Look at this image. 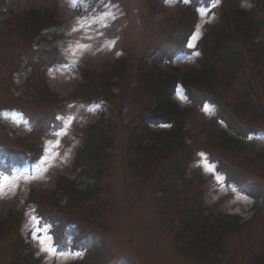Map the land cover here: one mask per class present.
I'll return each instance as SVG.
<instances>
[{
    "label": "rangeland",
    "instance_id": "374dc122",
    "mask_svg": "<svg viewBox=\"0 0 264 264\" xmlns=\"http://www.w3.org/2000/svg\"><path fill=\"white\" fill-rule=\"evenodd\" d=\"M113 3L119 8V11L112 9L116 18L105 19L99 15L102 10L107 12L101 7V0H0V146L20 150L32 147V135L39 131L34 133V125L40 126L42 118L57 109L43 94L44 85L60 100L83 84L85 74L93 75L96 83L103 85L97 87L103 91L100 104L83 103L86 100L80 95L61 104L59 115L65 123L59 135L46 140L44 157L36 166L0 171V217L5 219L9 213H19L17 218L9 217L0 229V264H35L32 259H41L37 264L82 261L83 253L77 256L58 248V241L51 235L59 228L58 220L77 222L83 229L88 227L93 230L91 233L99 235L102 250L86 255L81 264H105L114 260L124 264L264 261V245L257 243L258 239L264 240V203L255 206L242 193H249L242 189L245 184L253 185L254 194L264 192V162L255 161L248 167L244 160L253 159L256 151L264 146V65L251 62L260 53L243 49L251 39L255 43L264 42V28L260 37L249 35L248 39L239 33L240 66L229 63L226 56L215 58L211 64L216 71L212 72L217 73L219 81L214 83L205 74L201 78L204 82L197 85L192 82L198 78H192L189 71L200 68L199 53L176 57L172 50V45L182 39L183 27L194 16L187 8L189 2L113 0ZM220 3L219 0L209 8L198 9L199 20L189 40V49L196 47L208 26L217 24ZM235 7L250 11L253 22L264 15V9L250 0H237ZM29 9L39 10L41 17L52 12L54 15L50 16L59 23L52 24L37 16L22 17ZM183 9L187 11L186 16H182ZM12 15L15 18H9ZM81 17L88 18L81 21L83 31H74ZM93 18H96L94 22ZM88 23H92L91 28L87 27ZM42 36L56 43H42ZM77 44L87 50L75 47ZM53 47L58 49L60 57L41 54ZM173 58L175 66L184 73L185 86L192 89L196 98L203 95L215 105L198 108L200 100L193 101L179 86L173 100L179 111L191 112L183 114L180 121L154 125L159 109L155 107L153 95L166 86L168 62ZM263 60L264 57L259 61ZM144 61L155 62L154 75L136 74L147 68ZM118 64H123L124 69L110 79L112 69ZM99 77L102 79L98 80ZM111 89L120 91L119 97L112 95ZM111 99L122 109L108 105ZM218 113L231 115L247 129L254 128L255 133L243 142L244 148L229 147V138L235 139V136L214 119ZM144 119H150L148 127L142 126ZM131 120L135 122L132 126H123ZM96 122L98 126L92 132L89 126ZM177 126L189 134L207 131L185 144L188 134L183 136L177 131L182 135L181 141L172 134ZM154 133L161 135L156 137ZM17 138L23 140L19 142ZM84 141H91L85 146L86 149L89 146L88 154L72 173L76 152ZM184 144L185 148L193 147L190 153L183 152ZM159 145L165 148L151 155L140 153ZM95 158L99 160L93 162ZM83 164L88 168L81 167ZM151 170L156 174H150ZM145 171L150 174L148 179ZM67 174H71L69 180H77L81 185L87 178L98 179V183L91 184L98 196L79 202L66 195L59 203H53L61 197L57 193L48 202L58 177ZM225 178L235 182L238 188L228 185ZM200 181L204 182L203 203L216 205V215L255 216L254 221L238 233L223 236L219 226L212 219H203L199 212ZM81 185L75 192L82 190ZM32 190L47 195V199L32 197ZM39 214L54 219L56 225L43 224ZM38 225L52 238L57 255L42 252L33 239L32 230Z\"/></svg>",
    "mask_w": 264,
    "mask_h": 264
},
{
    "label": "trees",
    "instance_id": "16d2710c",
    "mask_svg": "<svg viewBox=\"0 0 264 264\" xmlns=\"http://www.w3.org/2000/svg\"><path fill=\"white\" fill-rule=\"evenodd\" d=\"M259 1V3L261 4L262 8L264 9V0H257ZM243 18L247 19L246 17H244V15H242ZM241 16V17H242ZM232 19H230L226 13H222L221 17H220V21L219 24L212 28L211 32H210V37H206L203 43H206V48H207V52L205 55V62L206 64H209V60L210 59H215L221 56H226V59L228 60L229 63L232 64H237L236 66H240V52L237 51L236 49L238 48L237 44L239 43V36H240V32L242 36H247L246 38H248L249 34L253 33V27L255 26L254 23L251 24V22L248 20H246V22L244 21V23H241L237 20H233V22H231ZM231 24H233V26L236 28V31L238 33H235L233 31H231ZM248 40V39H247ZM259 59H254L256 62V65L258 66L257 62H260L262 65H264V60L263 61H259L261 58L264 57V51L261 52L258 56ZM207 70L211 71L212 68L211 66H206ZM207 73V72H206ZM213 77H215L217 74L211 73L209 74ZM173 88L166 86L157 96L156 101H157V105H155V107H162L165 108V112L163 114H160L159 117L161 118H165L164 120L167 122H170V120L177 114L179 113L177 111V106L174 102L170 101V98L173 95ZM91 89H84L83 93L86 96H91L93 95ZM224 119L228 120V124L230 126V129L232 130V132L236 133L238 136H244L242 135V131L237 128V125L235 123H233L232 121H230L229 119H231L229 116L222 117ZM150 123L147 122H143L142 126L143 127H148ZM159 135L156 134V137H158ZM94 181H97L96 183H98V179H94ZM93 191L94 189H92V187L90 185L86 186V190L84 192H86V195H88L87 191ZM96 194H98L97 191H93ZM93 193H90L89 196H92ZM81 230L82 231V227L80 226L77 230ZM76 233V232H75ZM84 234V232H83ZM85 238H83V241L81 240V238L83 236H81V234L78 232V240L80 242V245H82L83 247L89 249L92 253H96L97 248L93 245L90 244L88 241V237L86 235H84ZM256 264H264L263 260H260L259 262H256Z\"/></svg>",
    "mask_w": 264,
    "mask_h": 264
},
{
    "label": "snow or ice",
    "instance_id": "6c2138e0",
    "mask_svg": "<svg viewBox=\"0 0 264 264\" xmlns=\"http://www.w3.org/2000/svg\"><path fill=\"white\" fill-rule=\"evenodd\" d=\"M185 2L187 3L189 2V0H185ZM76 6H77V3L74 2L73 7H76ZM101 7L102 9H107V12H104L102 10L99 15L103 16L105 19L107 18L115 19L116 18V13L113 12L112 9L116 8L117 11H119V8H118V5L113 3V0H101ZM95 19L96 18H93V22L95 21ZM84 20H88V18L87 17L78 18L77 26L74 27V31H83V28L80 26V24H81V21H84ZM87 27L91 28L92 23H88ZM105 27H108V25L105 24ZM189 46L192 47V45H189ZM75 47L82 48L83 50H87L83 45L77 44ZM57 135H59V133H57ZM57 144H58V141H57ZM32 219L37 220L36 217H32ZM37 224H38V221H37ZM32 232H33V239L37 242L42 252L46 254H50V255H57L56 248L51 242L52 238L43 231L42 227L38 225L36 228L32 230ZM76 255L79 256L80 253H76Z\"/></svg>",
    "mask_w": 264,
    "mask_h": 264
}]
</instances>
